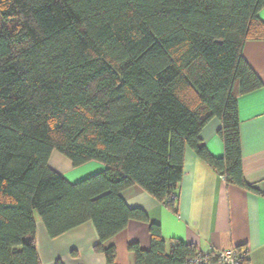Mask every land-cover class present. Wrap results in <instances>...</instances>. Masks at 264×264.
Wrapping results in <instances>:
<instances>
[{"label":"trees","instance_id":"obj_1","mask_svg":"<svg viewBox=\"0 0 264 264\" xmlns=\"http://www.w3.org/2000/svg\"><path fill=\"white\" fill-rule=\"evenodd\" d=\"M264 0H0V264H41L36 217L55 239L92 222L97 252L131 220L122 196L139 186L176 210L186 149L229 186L264 196L244 176L239 98L263 87L243 57L264 40ZM222 123L223 157L201 133ZM105 169L76 183L50 167ZM129 245L136 264H185L199 250ZM245 249V248H239ZM215 255V254H213ZM213 262L216 259L213 256ZM57 264H62L58 262Z\"/></svg>","mask_w":264,"mask_h":264},{"label":"crops","instance_id":"obj_2","mask_svg":"<svg viewBox=\"0 0 264 264\" xmlns=\"http://www.w3.org/2000/svg\"><path fill=\"white\" fill-rule=\"evenodd\" d=\"M259 18L264 21V8ZM243 57L263 83L261 89L238 101L244 176L264 193V40L247 41ZM221 128V121L213 119L201 133L203 144L215 157L225 154ZM50 167L75 183L94 175L95 171H91L94 168L98 173L105 169L98 162L74 167L57 151L52 153ZM122 196L130 208L144 210L150 222L131 220L126 229L110 241L116 248L114 264H136L135 254L129 250L132 243L150 250L152 223L160 226L168 247L172 240H179L206 254L245 248L251 264H264V196L229 186L189 148L185 152L184 175L175 211L139 186L126 189ZM36 227L41 264H108L106 255L95 250L100 238L92 222L55 239L50 238L39 216Z\"/></svg>","mask_w":264,"mask_h":264},{"label":"built area","instance_id":"obj_3","mask_svg":"<svg viewBox=\"0 0 264 264\" xmlns=\"http://www.w3.org/2000/svg\"><path fill=\"white\" fill-rule=\"evenodd\" d=\"M251 264L246 249L232 248L221 250L217 254H206L199 251L196 255L190 257L185 264Z\"/></svg>","mask_w":264,"mask_h":264},{"label":"rangeland","instance_id":"obj_4","mask_svg":"<svg viewBox=\"0 0 264 264\" xmlns=\"http://www.w3.org/2000/svg\"><path fill=\"white\" fill-rule=\"evenodd\" d=\"M57 152H58V151H57ZM62 156H63V155H62ZM63 157L66 158L65 156H63ZM66 159H67V158H66ZM68 160H69V159H68ZM69 161H70V160H69ZM54 165H55V164H54ZM94 169H95V170H94ZM94 169H92L91 171H95L94 174H95V173H98V172H96V171H97L96 168H94ZM69 175H70V174H69ZM70 182H71V183H75V182H72V181H70Z\"/></svg>","mask_w":264,"mask_h":264}]
</instances>
